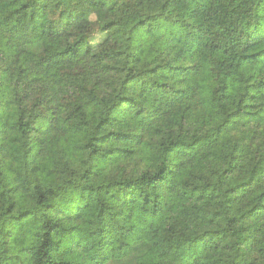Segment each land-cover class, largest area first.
Masks as SVG:
<instances>
[{
    "label": "trees",
    "instance_id": "16d2710c",
    "mask_svg": "<svg viewBox=\"0 0 264 264\" xmlns=\"http://www.w3.org/2000/svg\"><path fill=\"white\" fill-rule=\"evenodd\" d=\"M0 248L264 264V0H0Z\"/></svg>",
    "mask_w": 264,
    "mask_h": 264
},
{
    "label": "rangeland",
    "instance_id": "374dc122",
    "mask_svg": "<svg viewBox=\"0 0 264 264\" xmlns=\"http://www.w3.org/2000/svg\"><path fill=\"white\" fill-rule=\"evenodd\" d=\"M25 244H26V242L23 239L18 238L17 240H15L13 242V245L8 250V252H15V251L19 250L20 248L24 247ZM2 252H3V249L0 248V264H30L31 263L30 259H25V260H23L22 262H19V263H16L15 261H11L9 263H3V262H1V260H2Z\"/></svg>",
    "mask_w": 264,
    "mask_h": 264
}]
</instances>
